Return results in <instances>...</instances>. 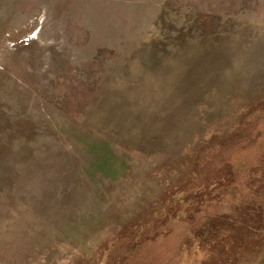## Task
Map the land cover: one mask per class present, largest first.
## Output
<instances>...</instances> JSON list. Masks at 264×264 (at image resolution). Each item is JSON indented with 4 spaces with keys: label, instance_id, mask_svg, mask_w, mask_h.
<instances>
[{
    "label": "rangeland",
    "instance_id": "1",
    "mask_svg": "<svg viewBox=\"0 0 264 264\" xmlns=\"http://www.w3.org/2000/svg\"><path fill=\"white\" fill-rule=\"evenodd\" d=\"M263 116L264 0H0V264H167L145 229Z\"/></svg>",
    "mask_w": 264,
    "mask_h": 264
},
{
    "label": "trees",
    "instance_id": "2",
    "mask_svg": "<svg viewBox=\"0 0 264 264\" xmlns=\"http://www.w3.org/2000/svg\"><path fill=\"white\" fill-rule=\"evenodd\" d=\"M262 125L264 116L256 123L261 137ZM217 159L219 156L202 169L204 177L198 184L166 199L169 209L145 229L136 250L151 248L155 252L147 255L153 257L168 251L165 246L169 245L175 259L167 264H176L177 256L179 264H233L259 250L264 241V156L260 160ZM188 162L183 166L186 174L190 171ZM177 223L182 227L177 229ZM161 255H156L153 264L164 263L159 261Z\"/></svg>",
    "mask_w": 264,
    "mask_h": 264
}]
</instances>
